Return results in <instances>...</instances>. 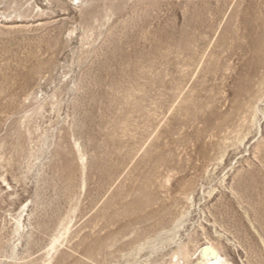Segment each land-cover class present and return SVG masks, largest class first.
I'll return each mask as SVG.
<instances>
[{"label": "rangeland", "instance_id": "rangeland-1", "mask_svg": "<svg viewBox=\"0 0 264 264\" xmlns=\"http://www.w3.org/2000/svg\"><path fill=\"white\" fill-rule=\"evenodd\" d=\"M244 15L264 40V0H0V264H264Z\"/></svg>", "mask_w": 264, "mask_h": 264}, {"label": "bare ground", "instance_id": "bare-ground-1", "mask_svg": "<svg viewBox=\"0 0 264 264\" xmlns=\"http://www.w3.org/2000/svg\"><path fill=\"white\" fill-rule=\"evenodd\" d=\"M208 1H211V0H208ZM224 2H225V0H224ZM258 2H260V0H258ZM209 4V5H208ZM207 5H208V7L206 8L207 9V11H212L211 9L213 8V6H210V2L208 3ZM223 5V4H222ZM201 7V6H200ZM220 7H221V5H220ZM224 7V6H223ZM202 8V7H201ZM200 8V9H201ZM263 8V7H262ZM192 9V8H191ZM257 9H259L258 7H257ZM220 10H222V9H220ZM255 10V9H254ZM219 11V10H218ZM194 12H196V10L194 11ZM200 12V11H199ZM203 12V11H202ZM260 11L258 10L257 11V13H259ZM197 15V14H196ZM253 15V14H252ZM215 16V15H214ZM251 16V15H250ZM259 16V15H258ZM258 16H256L255 15V19H254V23L251 21V18H249V16L248 15H244V17H243V20H242V24H241V34H240V39H241V43H240V47H241V49H242V51L241 52H244V54H246L247 53V51H248V47H249V44L248 43H250L249 42V36L251 35V36H254V40H253V42L252 43H254L255 41H256V39L258 38V39H262L263 40V36L262 37H259V35H260V33L261 32H259V30H261L260 28H261V19L258 17ZM207 17H208V15H207ZM196 18H198V17H196V16H194V20H196ZM204 18V17H203ZM216 19V18H215ZM206 20V19H205ZM210 21V20H209ZM194 23V24H193ZM193 26H195L196 27V23H195V21H193ZM207 23V22H206ZM252 24V25H251ZM205 25V24H204ZM192 26V25H191ZM214 26V25H213ZM191 28V27H190ZM206 28H207V25H206ZM192 30V29H191ZM195 30V29H194ZM200 31V30H199ZM209 31H212V30H209ZM192 38V37H191ZM260 42V41H259ZM262 43V42H261ZM251 44V43H250ZM263 45H264V40H263V43H262ZM253 45H255L256 46V43H254ZM262 45V46H263ZM257 47L260 49V51H262L261 50V48L262 49H264L263 47H261V44H259V45H257ZM261 47V48H260ZM251 48V47H250ZM257 48V49H258ZM252 50H254L253 48H252ZM255 50H256V47H255ZM259 51V50H258ZM254 53V52H253ZM257 55V54H256ZM259 55V54H258ZM254 56V55H253ZM260 57V56H259ZM257 58V57H256ZM256 58H255V60H256ZM263 59H264V57H263ZM257 61V60H256ZM255 62V61H254ZM258 63V62H257ZM256 64V63H255ZM247 67V66H246ZM208 260V259H207ZM206 260V261H207ZM219 259L217 258V257H215L214 258V262H216V261H218ZM209 261V260H208ZM207 261V262H208ZM213 261V260H212Z\"/></svg>", "mask_w": 264, "mask_h": 264}]
</instances>
